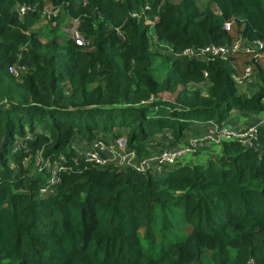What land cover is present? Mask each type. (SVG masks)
Segmentation results:
<instances>
[{
  "label": "trees",
  "instance_id": "1",
  "mask_svg": "<svg viewBox=\"0 0 264 264\" xmlns=\"http://www.w3.org/2000/svg\"><path fill=\"white\" fill-rule=\"evenodd\" d=\"M240 38L264 42V0H0V264H264V149L207 144L158 174L73 146L122 137L145 157L236 110L264 114V47L168 52ZM248 65L252 94L238 83Z\"/></svg>",
  "mask_w": 264,
  "mask_h": 264
},
{
  "label": "built area",
  "instance_id": "2",
  "mask_svg": "<svg viewBox=\"0 0 264 264\" xmlns=\"http://www.w3.org/2000/svg\"><path fill=\"white\" fill-rule=\"evenodd\" d=\"M21 13L26 11L25 7H22ZM50 13L54 15L57 14L58 10L51 8ZM135 15V14H134ZM75 26L69 30L70 36L76 41L80 46L88 45L89 41H86L78 31V20H74ZM226 29L231 28V24L228 22L225 24ZM264 47V42L261 40L246 41L240 38L238 41L231 45H207L205 47L198 48H187L176 53L175 51L169 49L168 52L174 54L178 57L188 56L198 59H213V58H228L234 53H248L253 59H257L260 55V50ZM12 72L18 75V70L12 69ZM253 69L250 65L246 66L238 79V83L241 85L248 79H253ZM255 79V78H254ZM264 130V116L259 122L248 126L245 129L231 128L226 125H219L211 122L208 126L207 131L203 134L192 136L185 145H181L175 148L166 147L160 150L158 153H154L145 157H139L135 150L128 147L125 138H119L115 141H108L106 139L100 138L90 143L84 141L77 145L80 146L76 151L82 154L88 161L94 162L99 166H109L114 165L121 168H131L139 172H151V173H162L164 169L169 166L176 164L183 158L195 155L207 144H221L223 141H237L244 144L247 147H255V140L258 133ZM44 160L38 162L39 169L42 170L43 167L50 166ZM53 175L49 180L50 183H57L60 181L58 174L61 167L59 164L55 163L51 166ZM47 188H41L42 193L47 192ZM249 264H254L252 261Z\"/></svg>",
  "mask_w": 264,
  "mask_h": 264
},
{
  "label": "crops",
  "instance_id": "3",
  "mask_svg": "<svg viewBox=\"0 0 264 264\" xmlns=\"http://www.w3.org/2000/svg\"><path fill=\"white\" fill-rule=\"evenodd\" d=\"M264 84V83H263ZM257 81L256 79H248L247 81L243 82L240 85L241 92L252 94L257 90ZM264 116V114H258L253 112H241L239 110H236L232 113L229 120L224 124L227 127L231 128H240L245 129L250 125H253L260 121V119ZM162 141L161 137H156L155 140L150 141V147L153 151H159L163 146L159 144V142ZM255 144L259 149H264V130L261 129V131L256 136ZM209 146V145H208ZM207 146V147H208ZM210 151L209 149L205 148L203 150V153L201 154V158L206 161L210 157Z\"/></svg>",
  "mask_w": 264,
  "mask_h": 264
},
{
  "label": "rangeland",
  "instance_id": "4",
  "mask_svg": "<svg viewBox=\"0 0 264 264\" xmlns=\"http://www.w3.org/2000/svg\"><path fill=\"white\" fill-rule=\"evenodd\" d=\"M173 1H175V2H177L178 0H173ZM208 0H202V2H207ZM214 8L216 9H218V7L215 5L214 6ZM50 9V8H49ZM74 21V20H73ZM72 21V22H73ZM71 26V25H70ZM75 26V22L74 23H72V26H71V28L70 29H72L73 27ZM243 60L242 59H240L239 60V63L242 65L243 64ZM175 97H176V94L175 93H169V92H167V93H164V94H162V98H164V99H166V100H170V101H174V99H175ZM227 122V121H226ZM78 144V142H77V140H75L74 139V141H73V146H74V148L76 147L77 149H79V147L80 146H78L77 145Z\"/></svg>",
  "mask_w": 264,
  "mask_h": 264
}]
</instances>
